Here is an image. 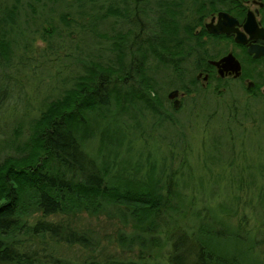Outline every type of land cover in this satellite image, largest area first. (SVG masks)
I'll return each mask as SVG.
<instances>
[{
	"label": "rangeland",
	"instance_id": "obj_1",
	"mask_svg": "<svg viewBox=\"0 0 264 264\" xmlns=\"http://www.w3.org/2000/svg\"><path fill=\"white\" fill-rule=\"evenodd\" d=\"M113 1L124 6L123 0ZM4 2L14 0H0V4ZM109 2L20 1V13H16L17 21L8 34L9 55L0 53V160L23 154L34 121L47 103L74 86L77 77L88 73L93 65L112 66L119 73L126 69L133 79L139 78L138 65H142L144 73L160 85L154 100L164 116L151 113L141 103L137 108L123 101L120 106L112 94L109 105L82 109L74 127L84 148L97 158L109 138L120 136L118 145L111 143L121 153L119 160L126 163L123 156L144 165L141 171L136 164L123 172L129 179L127 191L147 186V180L139 184L138 178L148 167L172 175L177 180L172 185L177 192L172 198L174 207L185 210L186 216L173 212L177 219L174 227L171 217L155 218L151 208L141 205L130 209L125 204L119 208L107 205L95 212H79L73 223L89 235L92 244L88 248L78 243L53 244L45 237V264L164 263L177 235L169 236L167 230L193 231L191 213L205 206L208 215L212 205L218 206L233 226L240 224L246 233L264 238V99L247 98L235 83L224 91L204 86L197 77V54L189 58L188 66L193 68L182 77L192 91L183 89L171 67L153 55L142 57L138 53L132 57L128 51L144 41L149 31L146 26L152 28L158 15L140 13L138 17L144 20L141 29L136 26L132 1L126 17H99ZM154 3L151 0L150 4ZM62 14L67 15V23ZM28 16L34 17L30 28L26 24ZM114 45L127 54L119 59L117 51H112ZM192 76L195 83L190 82ZM120 82L123 90L129 86ZM175 88L179 90V107H174L173 99L167 96ZM105 154H109L108 149ZM178 193L186 196L185 204ZM36 215L28 218L33 220Z\"/></svg>",
	"mask_w": 264,
	"mask_h": 264
},
{
	"label": "trees",
	"instance_id": "obj_2",
	"mask_svg": "<svg viewBox=\"0 0 264 264\" xmlns=\"http://www.w3.org/2000/svg\"><path fill=\"white\" fill-rule=\"evenodd\" d=\"M20 1L0 4V53H5V57L9 55L8 34L11 24L17 21L16 13H20ZM107 1L110 4L99 17H126L130 11L128 4L133 1L134 19L141 29L144 20L138 17L140 13L158 15L152 28L147 25L149 22L145 24L149 31L143 43L132 50L129 47L128 51L132 57L138 53L142 57L153 55L172 68L183 89L192 91L182 77L193 68V65L188 66V60L198 56L199 49L196 33L187 26L197 20L196 12L204 0H154V6L151 0H123V7L113 0ZM31 17L26 19L27 27ZM62 19L68 22L66 14H62ZM115 50L119 59L127 54L121 46L114 45L112 51ZM111 67L93 65L88 73L80 74L74 86L50 100L36 118L23 154L7 155L0 160V264H45V237L53 244L78 243L88 248L93 240L80 231L72 219L82 211L95 212L107 205L119 208L125 204L129 209L141 205L151 208L155 218L171 217L169 221L173 226L176 214L186 216L185 210L174 207L172 198L177 192L172 185L177 180L164 169L157 172L155 167H148L141 179L138 178L139 184L148 181L147 186L126 190L129 179L123 172L136 164L141 171L144 165L123 156L121 159L126 163L119 160L121 153L115 147L121 142L118 134L106 141L99 158L84 148L74 127L82 109L107 106L112 94L120 106L123 101L137 108V103H141L151 113L164 116L154 100L160 85L157 79L144 73L142 65H138L137 79L126 69L119 73ZM118 80L129 86L121 89ZM194 81L192 76L190 82ZM107 149L108 155L105 154ZM164 177L167 180H163ZM178 194L185 204L186 196ZM205 209V206L200 207L199 212L191 213L193 231L173 227L167 230L169 236L173 237L176 232L177 235L172 240L167 261L161 264H264V238L256 237L251 231L246 233L240 224L233 226L216 205L208 208V215ZM34 213L37 215L30 220L28 216Z\"/></svg>",
	"mask_w": 264,
	"mask_h": 264
},
{
	"label": "flooded vegetation",
	"instance_id": "obj_3",
	"mask_svg": "<svg viewBox=\"0 0 264 264\" xmlns=\"http://www.w3.org/2000/svg\"><path fill=\"white\" fill-rule=\"evenodd\" d=\"M199 5L197 20L187 26L201 48L197 77L214 91L235 83L247 98L264 99V0H204Z\"/></svg>",
	"mask_w": 264,
	"mask_h": 264
},
{
	"label": "water",
	"instance_id": "obj_4",
	"mask_svg": "<svg viewBox=\"0 0 264 264\" xmlns=\"http://www.w3.org/2000/svg\"><path fill=\"white\" fill-rule=\"evenodd\" d=\"M218 31V30H217ZM200 75H198L199 77ZM179 90L177 88L169 90L168 92V98L173 99V106L179 107L180 105V99L178 98Z\"/></svg>",
	"mask_w": 264,
	"mask_h": 264
}]
</instances>
